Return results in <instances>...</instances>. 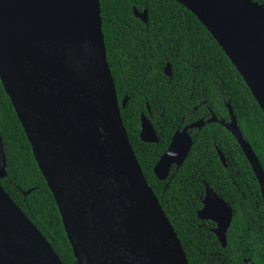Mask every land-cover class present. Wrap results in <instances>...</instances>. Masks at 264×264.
Returning <instances> with one entry per match:
<instances>
[{
	"label": "water",
	"instance_id": "95a60500",
	"mask_svg": "<svg viewBox=\"0 0 264 264\" xmlns=\"http://www.w3.org/2000/svg\"><path fill=\"white\" fill-rule=\"evenodd\" d=\"M175 1L207 28L264 113V7L252 0ZM135 16L148 20L147 11L135 9ZM165 71L171 76L170 66ZM0 79L55 198L77 264H190L128 138L121 114L128 98L120 105L99 0H0ZM228 108L230 122L213 114L174 134L154 170L160 181L187 159L190 131L220 122L241 146L264 200V169ZM140 137L159 142L144 116ZM5 176L0 137V179ZM205 193L198 217L216 224L214 233L226 247L233 210L208 184ZM206 201L226 211L212 219L204 211ZM0 264H64L1 184Z\"/></svg>",
	"mask_w": 264,
	"mask_h": 264
},
{
	"label": "trees",
	"instance_id": "16d2710c",
	"mask_svg": "<svg viewBox=\"0 0 264 264\" xmlns=\"http://www.w3.org/2000/svg\"><path fill=\"white\" fill-rule=\"evenodd\" d=\"M264 7V0H252ZM107 59L128 138L148 184L173 225L190 264H264V200L234 135L220 122L190 131L192 149L166 181L155 167L174 134L213 114L230 122L231 106L264 169V113L207 28L175 0H99ZM147 11L148 20L135 16ZM171 67V76L166 68ZM158 135L145 143L142 117ZM0 137L6 176L0 184L64 264H77L55 198L0 79ZM221 152L225 158L223 163ZM206 184L233 210L223 247L216 224L200 220ZM28 192H30L28 194Z\"/></svg>",
	"mask_w": 264,
	"mask_h": 264
},
{
	"label": "snow or ice",
	"instance_id": "6c2138e0",
	"mask_svg": "<svg viewBox=\"0 0 264 264\" xmlns=\"http://www.w3.org/2000/svg\"><path fill=\"white\" fill-rule=\"evenodd\" d=\"M114 103H115V100H114ZM205 204H206V207H205L204 211H206L207 215L211 216L212 219L217 218V215H216L217 213H219L221 211H226V209L224 208V206L222 204H219V203L212 204L208 201H206Z\"/></svg>",
	"mask_w": 264,
	"mask_h": 264
}]
</instances>
